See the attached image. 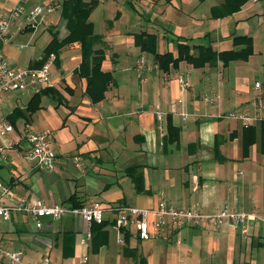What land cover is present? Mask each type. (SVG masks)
I'll return each instance as SVG.
<instances>
[{
    "label": "crops",
    "instance_id": "1",
    "mask_svg": "<svg viewBox=\"0 0 264 264\" xmlns=\"http://www.w3.org/2000/svg\"><path fill=\"white\" fill-rule=\"evenodd\" d=\"M93 1L89 21L102 39L96 47L103 52L100 69L112 77L103 99L93 103L88 80L79 75L80 45L60 47L50 68L51 87L0 99V115L8 118L15 109L25 111L31 97L39 95L36 111L26 114L27 122L16 121L9 140L28 131L51 130L54 170L41 171L28 161L27 143L21 139L0 155V182L17 197L47 204L67 208L99 204L107 238L93 252L91 240L80 244L86 233L80 218L43 219L37 230L29 219L14 215L9 222H0L4 224L0 242L9 249H22V260L28 264H41L44 257L49 264H74L84 256V264H264L261 222L250 225L247 240L224 223L218 230L184 226L147 241L130 232L121 245L118 239L124 234L114 221L118 209H153L161 200L205 213L227 205L231 211L264 214V0H249L225 17L212 13L222 0ZM11 6L12 0H0V13ZM140 32L155 35L156 52L174 58L177 38L220 53L238 50L233 38L247 36L253 53L225 66L217 62L194 68L180 62L163 72L154 56L135 45L134 36ZM52 33L59 41L67 36L66 29ZM18 35L22 34L12 36ZM43 50L21 67L14 48L3 47L7 61L17 68L32 67ZM140 59L145 65L139 76ZM180 75L189 80L185 92L176 80ZM155 112L163 114L160 122ZM233 112L255 119L250 126L255 142L246 146V155V128L227 118ZM168 123L178 131L176 142L169 141ZM64 233L75 237L66 251ZM0 264L9 263L0 260Z\"/></svg>",
    "mask_w": 264,
    "mask_h": 264
},
{
    "label": "built area",
    "instance_id": "2",
    "mask_svg": "<svg viewBox=\"0 0 264 264\" xmlns=\"http://www.w3.org/2000/svg\"><path fill=\"white\" fill-rule=\"evenodd\" d=\"M66 1L68 0H12V6L0 13V99L7 94L32 95L39 89L52 86L50 68L56 59L55 54L45 57L39 67L17 68L7 61L3 47L9 42L13 32L22 34L29 30L35 33L46 17L57 12L58 8H62ZM143 65L145 60L140 59L137 69L139 76ZM176 80L181 91L185 92L190 87L187 76L180 75ZM255 88L260 89V84L255 83ZM155 117L160 122L163 114L155 112ZM227 118L240 121L245 128L250 127L255 120L244 112L229 113ZM14 132V126L6 117L0 115V142L2 143L0 155L5 147H11L24 139L27 143L25 158L35 163L39 170L52 172L56 162V156L51 149L52 131L49 129L28 131L24 136H20V139L9 140ZM14 215L29 219L37 230L43 227V219L56 222L66 215L80 218L86 224L85 236L80 241L82 245L91 240V225L104 222V209L99 204L80 208L47 204L40 199L17 197L12 188L0 182V222H9ZM114 221L115 226L123 234L133 232L134 236L142 241L162 238L168 231H176L184 226L208 225L218 230L224 223L236 229L242 240H247L252 223L261 222L264 226V214L231 211L227 205L214 213H205L198 209L177 208L166 200H161L153 209L137 207L118 209L114 215ZM118 243L124 245L123 236L118 239ZM23 254L22 249H9L0 242V260H5L9 264H28L22 260ZM86 262L87 257L84 256L74 264ZM41 264H49L48 257H44Z\"/></svg>",
    "mask_w": 264,
    "mask_h": 264
},
{
    "label": "trees",
    "instance_id": "3",
    "mask_svg": "<svg viewBox=\"0 0 264 264\" xmlns=\"http://www.w3.org/2000/svg\"><path fill=\"white\" fill-rule=\"evenodd\" d=\"M222 4L214 7L212 13L214 16L220 17L229 16L241 9V7L249 0H222ZM96 2L85 0H68L63 3L61 8L60 19L65 22V29L67 36L58 40L56 34L51 33V40L43 50V55L40 61L35 62L32 67H39L45 57L50 54L57 55V51L65 44L78 43L81 47V64L79 66V75L87 78L88 86L87 92L90 94L92 102H98L103 99V95L107 90L108 85L112 81L109 73H103L100 69V64L103 60V52L96 48L101 46L102 39L96 35L93 30V25L89 21V16L95 8ZM156 36L146 32H140L134 36L135 45L143 54H150L158 67L167 72L169 66L176 67L180 62H186L194 68H202L205 65H215L217 62H222L225 66L229 62L242 60L245 61L253 53L252 39L247 36H237L233 38V46L239 47L238 50H230L226 52L216 53L212 51L211 47L190 45L187 40L177 38L176 48L177 57L174 58L171 53L158 54L156 52ZM196 52V53H195ZM38 94L31 97L29 104L25 111L15 109L9 116V122L14 126L19 118H24L27 122L26 114L34 113L38 107ZM169 141L176 142L178 131L175 127L168 123ZM247 138L243 141V155H246V146H250L255 142L251 138L254 130L251 127L245 129ZM263 134V133H262ZM137 191L139 187L138 180H134ZM82 207L79 204L73 205L72 208ZM107 226L106 223H93L90 228L92 251L97 252V249L102 246L103 240L107 238L103 228ZM74 235L72 233H64V250L66 251V244L74 243ZM129 239V234L124 233V243Z\"/></svg>",
    "mask_w": 264,
    "mask_h": 264
},
{
    "label": "rangeland",
    "instance_id": "4",
    "mask_svg": "<svg viewBox=\"0 0 264 264\" xmlns=\"http://www.w3.org/2000/svg\"><path fill=\"white\" fill-rule=\"evenodd\" d=\"M60 14L61 7L57 9V12L49 14L33 35L27 30L23 32L22 35H18L20 36L18 38H14L13 36L9 38V42L5 46L8 45V47L14 48V52H16L18 58L17 66H26L30 59L36 58L47 45L52 31L58 33H63L65 31V24L60 19ZM21 45H26V47L20 48ZM3 226L4 224L0 223V230L4 228Z\"/></svg>",
    "mask_w": 264,
    "mask_h": 264
}]
</instances>
